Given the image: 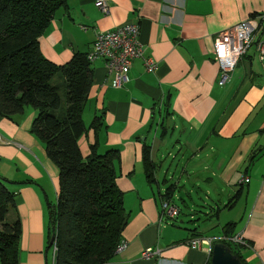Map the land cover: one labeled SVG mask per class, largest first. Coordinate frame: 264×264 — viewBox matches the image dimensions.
Instances as JSON below:
<instances>
[{
  "label": "crops",
  "instance_id": "1",
  "mask_svg": "<svg viewBox=\"0 0 264 264\" xmlns=\"http://www.w3.org/2000/svg\"><path fill=\"white\" fill-rule=\"evenodd\" d=\"M95 2L66 0L40 37L46 58L64 64L75 53L90 51L98 32L134 23L140 27L145 56L157 63L154 71H147L143 59H135L121 87L111 85L113 73L103 59L92 63L93 83L83 115L88 131L80 137V148L84 156L93 144L100 152L118 149L117 184L130 214L122 233L126 246L107 264H209L208 244L193 248L188 242L198 235L217 240L228 223L250 244L241 249L247 264H264V61L256 47L264 41V0H107L109 14ZM260 15L254 44L230 81L220 85L214 38ZM165 102L171 115L160 126L159 104ZM36 114L27 107L13 117L0 115V175L16 196L10 214L21 220L20 264H53L47 249L48 204L57 200L59 169L31 131ZM96 118L98 127L92 126ZM145 145L156 165L153 183L144 169ZM165 156H173L181 172L171 183L163 170ZM203 183L227 191L228 200L195 204L187 221H210L239 208L235 218L219 226L218 235H208L200 223L179 222L183 210L178 206L176 218L162 211L169 188L175 205L177 190L202 188ZM188 196L192 198L190 192ZM148 247L153 255L143 257Z\"/></svg>",
  "mask_w": 264,
  "mask_h": 264
},
{
  "label": "trees",
  "instance_id": "2",
  "mask_svg": "<svg viewBox=\"0 0 264 264\" xmlns=\"http://www.w3.org/2000/svg\"><path fill=\"white\" fill-rule=\"evenodd\" d=\"M65 5L66 0H0V115L13 117L33 107L37 114L31 131L45 143L58 166L57 200L48 204L47 249L53 256L55 247L54 264H107L123 241L130 214L117 184L118 149L100 152L93 144L84 156L79 144L88 131L83 115L94 69L87 53L77 52L68 62L57 64L40 49V37ZM159 108V124L164 126L171 112L166 102ZM98 121L96 118L92 126L98 127ZM143 162L148 181L153 183L156 165L149 145L143 148ZM8 182L0 175V264H20L22 226L17 213L12 220L8 218L16 206L15 192ZM244 183H240L239 195ZM170 190L163 199L172 202ZM234 225L228 223L224 236L214 243L227 244L247 264L241 249L250 244L233 241ZM53 235L55 242L50 245Z\"/></svg>",
  "mask_w": 264,
  "mask_h": 264
},
{
  "label": "built area",
  "instance_id": "3",
  "mask_svg": "<svg viewBox=\"0 0 264 264\" xmlns=\"http://www.w3.org/2000/svg\"><path fill=\"white\" fill-rule=\"evenodd\" d=\"M95 5L104 14L110 13V6L107 0H96ZM263 18L262 15L255 16L252 19L242 21L231 28H228L214 38V54L220 67V78L218 83L225 85L230 81L232 73L240 59L246 55L248 49L254 44L255 35L259 29L258 21ZM140 27L138 24L130 23L119 25L112 31L98 32L96 34L93 47L87 52V58L91 63L103 59L109 73H113L111 85L121 87L129 80L128 70L137 58H142L147 71H154L157 67L156 61L149 56H145L144 47L140 43ZM259 57L264 61V41L256 42ZM0 134V141H3ZM248 181L245 177L240 181ZM163 213L168 218H176L180 209L171 201L164 200ZM233 241L245 245L247 241L239 234L234 235ZM214 237L198 236L190 239L188 242L193 248H200L204 242L208 244L212 251L215 242ZM126 246V241H122L117 247L121 251ZM53 264L55 256V247L53 249ZM153 248H146L142 255L149 257L153 255Z\"/></svg>",
  "mask_w": 264,
  "mask_h": 264
},
{
  "label": "rangeland",
  "instance_id": "4",
  "mask_svg": "<svg viewBox=\"0 0 264 264\" xmlns=\"http://www.w3.org/2000/svg\"><path fill=\"white\" fill-rule=\"evenodd\" d=\"M55 81L58 82L59 78H56ZM177 135L178 134L176 133L175 138H177ZM171 149L174 150V147H171ZM162 162H163V170L168 171L167 174L170 178L169 182L170 183L174 182L175 179L181 174L180 171H177V162L173 159V156H165ZM203 185L204 187L202 188H194V189L188 188V189L177 190L178 195L175 197V202H176L175 205L183 210L181 217L179 218V222L184 219L183 223L188 224L190 226H193L194 223L196 224L200 223L201 229L206 230L208 235L210 236L218 235L220 233L221 225L228 222V220H231V218H235L239 208H236L234 210H224L222 214L220 213L219 217L213 218L210 221H204V222L187 221L188 219L191 218L188 212L190 211L191 207H194L195 204L211 203L212 199L217 200L218 198H224L226 201L228 200L227 191L225 190L221 191L220 189L208 187L207 183H203ZM189 192L191 193L192 198L188 196ZM180 196H182L185 200H187V203L190 205V207L185 205V203L179 198ZM195 208L197 209L200 208L205 210V208L203 207L196 206ZM8 218L12 220L13 219L12 214L8 215Z\"/></svg>",
  "mask_w": 264,
  "mask_h": 264
},
{
  "label": "water",
  "instance_id": "5",
  "mask_svg": "<svg viewBox=\"0 0 264 264\" xmlns=\"http://www.w3.org/2000/svg\"><path fill=\"white\" fill-rule=\"evenodd\" d=\"M55 235L52 236L50 245L54 244ZM211 264H243L240 258L233 253L230 246L223 242H216L211 253Z\"/></svg>",
  "mask_w": 264,
  "mask_h": 264
}]
</instances>
